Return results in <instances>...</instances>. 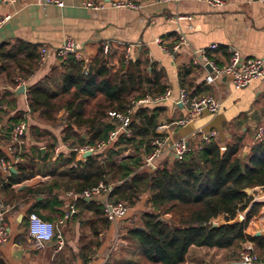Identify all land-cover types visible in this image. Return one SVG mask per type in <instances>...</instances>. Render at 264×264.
Masks as SVG:
<instances>
[{"label":"crops","instance_id":"obj_1","mask_svg":"<svg viewBox=\"0 0 264 264\" xmlns=\"http://www.w3.org/2000/svg\"><path fill=\"white\" fill-rule=\"evenodd\" d=\"M60 1L63 7L43 4L41 0H15L13 4L0 0V18L9 17L0 24V45L21 41L36 46L39 55L41 48L48 50L45 63L39 64L28 79L22 80L21 85L12 87L0 75V151L6 157L11 131L8 129L16 125L17 119H21L19 123L27 127V159L24 163H33L38 169L32 179L11 186L14 196L25 189L39 188L52 176L68 175L67 167L57 161L58 156L64 160L70 155L67 144L62 142V122L41 123L37 114L29 112L27 104L29 89L60 64L55 51L67 39L82 48L85 61H92L101 43L109 42L111 51L124 56L126 49L130 48L128 59L147 61L164 72L171 97L161 103L165 113L158 125L163 123L168 129L161 135L156 131L154 138L169 134V140L183 139L190 148L202 142V134L214 131L217 138L213 142L222 144L233 136H242L245 142L242 152L244 156L248 153L254 132L264 116V82L257 80L240 90H234L228 78H222L215 84H206L204 78L209 69L202 66V60L195 53L216 46L208 50L207 57L217 66L227 63L230 48L236 50L243 61H264V3L257 0H223L224 5L215 8L205 0ZM87 2L104 6L105 9L91 10L85 6ZM113 2L130 3L137 8L113 9L109 7ZM179 37L186 40V45L172 56L155 43L159 39L171 49ZM113 65L116 68L117 58ZM20 87L24 90L17 93ZM181 92L193 98L210 97L219 102V109L214 114L204 112L187 124L177 126L175 121L185 113L177 103ZM35 130L39 133H35ZM56 148H61L57 155L54 154ZM130 154L132 151L128 150L119 159ZM173 160L170 153L165 151L153 165L155 167L162 161L171 163ZM15 172L16 169L11 173ZM9 179L10 176L5 178L0 173V203L6 207L0 220V229L4 227L7 231L6 242L0 249V264H73L75 261L70 258L75 255V260H79L77 256L84 242L91 243L89 250L92 257L89 264L140 263L138 246L120 237L125 225L138 217L139 207L128 209L122 221L110 223L106 232L95 237L91 232L96 220L94 214L78 208L75 203L78 199L67 196L69 192L59 191V204L43 196L16 198L12 201L9 190H6ZM262 197L264 195L258 199L264 203ZM259 200L252 203L260 204ZM9 201L12 202L7 203ZM89 201L102 204V196ZM71 205L76 208V214L63 225H58ZM29 209L32 212L29 213ZM32 213L57 226L63 238V247L59 252H54L53 243L46 244L42 250L34 249L27 234V217ZM261 213H264V208ZM254 228L255 232L264 236V218L255 222ZM212 250L192 247L184 264H211L209 260L195 261L191 256L198 252L210 254ZM239 263L240 260L227 257L221 264Z\"/></svg>","mask_w":264,"mask_h":264},{"label":"trees","instance_id":"obj_2","mask_svg":"<svg viewBox=\"0 0 264 264\" xmlns=\"http://www.w3.org/2000/svg\"><path fill=\"white\" fill-rule=\"evenodd\" d=\"M39 58L34 45L4 43L0 45V75L15 87L17 79L24 81L38 69ZM166 89V76L155 65L125 59L114 51L103 54L101 47L87 69L84 62L73 58L61 62L29 89V112L37 114L43 124L60 120L62 142L68 148L106 142L114 130L109 113L126 114L131 110L127 127L130 135L120 133L104 150L87 157L70 153L61 160L58 156L68 175L52 176L39 188L18 192L16 196L20 197L13 195L11 186L32 179L38 169L30 162L18 165L6 184L11 200L43 196L59 204L60 190L79 195L103 183L112 187L110 202H125L127 210L144 205L120 234L122 240L139 247V264H184L192 247L233 250L229 258L239 261L246 243L252 244L257 262L264 264V236H253L255 222L264 218L262 205L252 203L251 195L244 192L264 191V139L253 141L245 156L243 137L233 136L224 144L199 142L180 159L159 163L150 171L142 168L165 108L161 104L135 103L161 96ZM128 150L132 154L119 159ZM4 157L0 151V158ZM75 203L94 214L93 236L109 229L102 204L84 199ZM239 213H245L243 221L236 220ZM218 219L224 224L212 227ZM90 244H81L77 257L82 263L92 257ZM70 259L79 261L75 255Z\"/></svg>","mask_w":264,"mask_h":264},{"label":"built area","instance_id":"obj_3","mask_svg":"<svg viewBox=\"0 0 264 264\" xmlns=\"http://www.w3.org/2000/svg\"><path fill=\"white\" fill-rule=\"evenodd\" d=\"M7 4L15 3V0H2ZM43 4L55 5L57 7H63V3L60 0H41ZM211 7H222L224 5L223 0H205ZM260 3H264V0H257ZM87 8L91 10L101 11L104 10V6H97L93 2H87L85 4ZM113 9H135L137 6L125 3V2H113L109 5ZM8 16L0 18V24L7 21ZM179 19H186L180 17ZM155 43L167 54L172 56L174 53L178 52L181 47L186 45V40L183 37H179L177 43H175L171 49H169L163 42L159 39L155 40ZM103 54H108L111 52V45L109 42L101 43L100 45ZM216 46H210L207 50H201L195 53V55L202 60V66L209 69V73L205 76L204 81L206 84H215L222 78H228L230 80L231 86L234 90H240L249 86L254 81L264 82V61L261 59H253L250 61H243L236 50L229 49V59L226 64L222 66H217L214 62L209 60L207 57L208 50L215 49ZM130 48H127L124 54V58L128 59ZM48 50L46 48L40 49L39 64L45 63L47 58ZM55 56L59 63L66 61L69 58H73L79 62H84V69L88 68L89 62L85 61L83 56L82 48L76 44L73 40L67 39L63 42L60 48L55 51ZM22 80H18V85H21ZM171 97V92L166 89L165 92L154 99L144 98L135 103V105L144 104H161ZM177 103L185 110L184 115L175 121V125L183 126L189 121L199 117L204 112L214 114L219 109V102L213 100L210 97H200V98H190L185 92H181ZM131 110L127 111L126 114L120 113H109V118L114 125V130L110 132L106 142H99L93 146L84 145L81 147L67 148L70 153H75L78 158H81L86 153L90 155L101 152L111 143H113L116 137L120 133H125L127 136L130 135V131L127 129L130 120L129 115ZM168 127L161 123L157 126V134L161 135L163 132H167ZM26 137H27V127L24 123H18L13 126L10 131L9 143L6 147V157L0 158V173L8 178L12 170L20 164H23L27 159L26 151ZM217 138L214 131L202 134L201 141L205 144L213 142ZM169 134L165 136L155 137L151 142L150 146L152 151L144 157L143 167L154 164L155 161L165 152L168 151L173 159H180L182 156L187 154L190 150L188 143L183 139L169 140ZM264 139V116L261 123L258 125L254 132L253 141H261ZM67 146L64 148L66 149ZM61 148H56L54 154L57 155ZM125 155V154H124ZM112 187L103 183L98 184L89 190L83 191L79 195H74L71 192L66 193L67 196L73 197L75 199L90 200L93 198L102 196V206L103 215L105 219L111 223L115 224L122 221L127 214V205L125 202L113 203L108 200ZM6 212V207L0 203V220ZM76 208L71 205L64 216L58 222V225H63L66 220L76 214ZM245 219V213H239L237 215V221H243ZM27 234L32 241L35 250H42L46 244H54V252H59L63 247V238L61 233L57 230V226L51 222L44 221L39 218L36 214H29L27 217ZM7 231L5 228L0 229V249L1 246L6 242ZM239 264H263L256 260L253 256V246L251 243H246L243 245ZM73 264H89L82 263L79 261L73 262Z\"/></svg>","mask_w":264,"mask_h":264},{"label":"rangeland","instance_id":"obj_4","mask_svg":"<svg viewBox=\"0 0 264 264\" xmlns=\"http://www.w3.org/2000/svg\"><path fill=\"white\" fill-rule=\"evenodd\" d=\"M164 161H162V162H160V163H163ZM264 192L262 191V190H254V191H252V195H251V197H252V199H253V201H256V200H259L258 198L261 196V195H264L263 194ZM260 201V200H259ZM261 203V205H262V207H261V210L264 208V203L262 202V201H260ZM138 207L140 208V210L141 209H144V205H143V203H141V204H139L138 205ZM130 210H132V209H130ZM130 222L131 221H129L128 222V224H130ZM128 224L127 225H125V227L126 226H128ZM213 224H215V225H217V226H220V225H222V224H224V222L221 220V219H218V220H216V221H214L213 222ZM259 225V224H258ZM257 225V228L259 229V226ZM123 230V229H122ZM121 230V231H122ZM120 231V232H121ZM123 232V231H122ZM121 232V233H122ZM264 232V231H263ZM120 233V234H121ZM137 248V250H138V252H139V255H138V258L140 259V262L142 261V254H141V251H140V249H139V247H136ZM194 252H196L195 250H194ZM233 250H229V251H218V250H212V253H210V254H204V253H202V252H198V253H196V254H192V258H193V260H197L198 259V261L199 262H201V260L203 259V260H209V262L211 261V264H221L222 263V261L223 260H225L227 257H229L230 255H232L233 253ZM235 253L237 254V253H239V250H235Z\"/></svg>","mask_w":264,"mask_h":264},{"label":"water","instance_id":"obj_5","mask_svg":"<svg viewBox=\"0 0 264 264\" xmlns=\"http://www.w3.org/2000/svg\"><path fill=\"white\" fill-rule=\"evenodd\" d=\"M23 90H24V88H23V87H20V88L18 89L17 93H21V92H23ZM87 156H90V154H89V153H86V154L84 155V157H87ZM147 168H148V170L150 171V170H153L155 167H154L153 164H151V165H148ZM11 172H14V170H12ZM244 192H245L247 195H251V193H252V191L249 190V189L245 190ZM86 201H88V200H86ZM216 226H217V225L212 224V227H216ZM253 236H254V237H259V236H261V235H260L259 232H255V233L253 234Z\"/></svg>","mask_w":264,"mask_h":264}]
</instances>
